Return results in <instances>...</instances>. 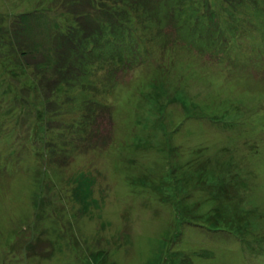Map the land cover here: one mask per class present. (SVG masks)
I'll return each mask as SVG.
<instances>
[{
	"label": "rangeland",
	"instance_id": "obj_1",
	"mask_svg": "<svg viewBox=\"0 0 264 264\" xmlns=\"http://www.w3.org/2000/svg\"><path fill=\"white\" fill-rule=\"evenodd\" d=\"M108 1L0 0V264H264V0Z\"/></svg>",
	"mask_w": 264,
	"mask_h": 264
},
{
	"label": "trees",
	"instance_id": "obj_2",
	"mask_svg": "<svg viewBox=\"0 0 264 264\" xmlns=\"http://www.w3.org/2000/svg\"><path fill=\"white\" fill-rule=\"evenodd\" d=\"M100 1L105 2V3H109L108 0H100ZM211 1H212V0H211ZM211 1H209V2L211 3ZM219 1H220V2H227V0H219ZM213 2H214V1H213ZM254 3H258V1L255 0ZM123 7H124V6H123ZM260 7H261V9H263L264 6H260ZM196 8L199 9L198 6H196ZM262 12H264V10H262ZM202 13H203V11H202ZM92 46H94V44L91 45V46L89 47V49L86 50V51H90V53H93V54H94V49H95V48L93 49ZM86 51H85V52H86ZM91 59H92V58H90V61H88V62L85 64L84 67H86L88 70H90L89 73L92 74L91 70H92L93 68H92V65H91V64H92L93 61H91ZM84 63H85V62H84ZM84 63H83V64H84ZM83 64H82V65H83ZM115 69H116V68H115ZM109 70H110V69H109ZM113 71L115 72L114 68H113ZM86 74H87V73H86ZM88 75H89V74H88ZM88 75H85L86 80H87V76H88ZM86 80L84 79V81L80 83L82 87H84V86H86V84H88V83H86ZM82 87H81V88H82ZM77 89H78V88H77ZM52 91H53V90L50 91V94H52V93H51ZM70 97H71V96H70ZM47 100H48V99H47ZM91 101L94 102L95 104L97 103V102H95V100H91ZM99 106L102 107V108H105V110L108 111V109H106L105 105L102 106V105L99 104ZM54 114H55V113H54ZM72 125H75V126H76V124H74V123H73ZM225 212H226V211H225ZM227 214H228V212H227ZM229 217H230V215L228 214V218H229ZM247 217H248V216H247L246 214H243V216H242V219H243L242 222H243V223H242V224L251 223V221L248 220ZM230 218H231V217H230Z\"/></svg>",
	"mask_w": 264,
	"mask_h": 264
}]
</instances>
